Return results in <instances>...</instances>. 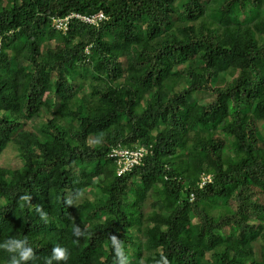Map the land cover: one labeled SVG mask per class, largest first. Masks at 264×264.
<instances>
[{
  "label": "trees",
  "instance_id": "trees-1",
  "mask_svg": "<svg viewBox=\"0 0 264 264\" xmlns=\"http://www.w3.org/2000/svg\"><path fill=\"white\" fill-rule=\"evenodd\" d=\"M117 144L147 154L118 175ZM112 236L125 264H264V0H0V244L120 264Z\"/></svg>",
  "mask_w": 264,
  "mask_h": 264
},
{
  "label": "built area",
  "instance_id": "built-area-1",
  "mask_svg": "<svg viewBox=\"0 0 264 264\" xmlns=\"http://www.w3.org/2000/svg\"><path fill=\"white\" fill-rule=\"evenodd\" d=\"M72 17H77L83 21L96 24L97 22L105 19L106 16L102 11L95 12L91 15H80L77 13H71L60 19H57L56 26L58 28L66 29L69 19ZM147 148L145 146H134V147H123L119 144L112 146L108 152V157H110L116 165V173L118 175L129 171L134 166L140 164L147 154ZM211 176L209 174L203 175L199 185L204 184L206 181H210ZM192 198V194H191Z\"/></svg>",
  "mask_w": 264,
  "mask_h": 264
},
{
  "label": "clouds",
  "instance_id": "clouds-1",
  "mask_svg": "<svg viewBox=\"0 0 264 264\" xmlns=\"http://www.w3.org/2000/svg\"><path fill=\"white\" fill-rule=\"evenodd\" d=\"M37 211H40L37 208ZM41 218H44V213L41 212ZM74 235L80 236L83 233L80 231L79 227L73 229ZM112 245L115 247V257H122L120 259V264H125L126 257L122 256L120 245L117 243V240L112 236ZM0 248L5 249L7 252L11 253L10 264H24V262L33 258V250L30 246H27L25 240L9 238L3 244H0ZM56 261H66L68 259V250L62 246H56L52 249L51 257L47 260V264H51V260ZM158 264H167L165 258H161V261Z\"/></svg>",
  "mask_w": 264,
  "mask_h": 264
},
{
  "label": "rangeland",
  "instance_id": "rangeland-1",
  "mask_svg": "<svg viewBox=\"0 0 264 264\" xmlns=\"http://www.w3.org/2000/svg\"><path fill=\"white\" fill-rule=\"evenodd\" d=\"M195 121H196V118H194L193 116H190L188 123H189V125H192ZM13 162L17 164V160H14ZM195 226H196V224H195Z\"/></svg>",
  "mask_w": 264,
  "mask_h": 264
}]
</instances>
